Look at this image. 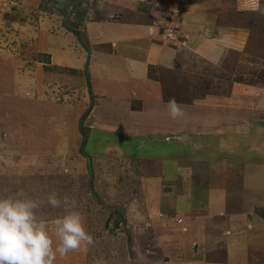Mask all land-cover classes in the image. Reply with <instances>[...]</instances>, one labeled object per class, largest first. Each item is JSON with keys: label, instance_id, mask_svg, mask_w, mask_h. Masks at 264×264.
<instances>
[{"label": "rangeland", "instance_id": "374dc122", "mask_svg": "<svg viewBox=\"0 0 264 264\" xmlns=\"http://www.w3.org/2000/svg\"><path fill=\"white\" fill-rule=\"evenodd\" d=\"M114 2L116 0H0V117L4 125L13 126L12 137L16 138V144L14 141L10 144L11 140L0 131V138H6L5 141L0 139V166L6 171L2 173L0 167V198L24 189L31 198L42 202L38 215L48 222L50 230L52 222L65 213L62 209L53 210L45 203L48 195L55 192L61 198L67 195L76 200V210L84 216L85 228L94 237L95 244L87 251L69 252L64 258L58 257L55 264H94L101 259L105 264H176L182 259L170 245H173L172 236L178 235L173 228H178L181 220L173 219L177 209L168 208L166 201L173 204L169 199L175 196L177 183L190 196L186 183L191 191L195 183L202 184L198 177L204 169L196 165V172L192 169L195 175L192 171L191 174L187 172L181 182L177 173L183 170L180 174H186L184 163L176 171L166 167L172 175L166 169L157 176L159 160L146 154H153L154 149L159 148L172 160L176 155L173 158L166 146V135H130L136 127L134 113L152 100L151 93L156 86L183 84L180 90L172 93L183 106H191L198 95L204 93L198 100L211 98L205 104L212 105L221 97L228 106L231 118L217 123L221 125L214 135H224L232 129L248 131L254 137L257 127L264 121V101H260L262 98L258 94L259 88L264 86V64L261 63L264 45L252 51L222 54L223 60L211 65L187 54V45L179 44L178 36L174 38L172 30L166 32L160 44H167L172 49L168 57L166 52L160 51V56L167 59H144L146 49H134L126 41L114 39L112 46L126 53V61L120 67H112L124 77L120 84L114 87L105 84L106 88L98 91L97 71H89V67L93 60L98 62L97 51L107 52L101 48V41L108 37L107 28L83 24L106 14L113 19H124L121 11L111 14V9H115ZM63 23L79 29L86 37L87 48L75 40L74 34L63 27ZM163 25L167 26L166 23ZM157 67L176 71L175 77L173 73L160 74ZM140 70L147 73L149 82H137V77H133L136 73L144 80L145 76L138 73ZM148 73L154 79H150ZM160 78L166 79L165 82ZM187 85L191 89L186 90ZM195 85L196 90L192 91ZM238 85L246 89L236 88L232 92V87ZM237 99L241 102L237 103ZM105 103H115L118 109L104 107ZM191 108L184 111L183 119L188 121L192 117L190 120L195 126L198 117L209 116L212 111ZM159 115L165 119L162 110ZM81 119L87 136L83 151L88 154V160L79 155L82 137L78 123ZM23 126L29 130H21ZM193 128L189 127L188 132H194ZM141 132L143 134L144 130ZM207 132L211 131L208 129ZM189 136V133L187 139L183 136L181 142L187 147L195 143L188 140ZM169 138L173 142L172 137ZM232 141L224 144L230 147ZM248 146L246 144V148ZM246 157L244 159L248 161L252 158ZM233 163L238 164L239 160H233ZM143 172L144 176H156L158 182L164 177L173 182L162 183L161 189L158 184L144 186ZM173 172H177L176 177ZM211 173L215 176L210 180H215L216 176V180L220 179L215 169L212 168ZM157 192L160 198L156 197ZM171 213L174 217L170 219ZM222 259L218 253L211 262H222ZM257 259L249 257L242 260V264ZM259 259L262 262L264 256Z\"/></svg>", "mask_w": 264, "mask_h": 264}, {"label": "crops", "instance_id": "0c3cea01", "mask_svg": "<svg viewBox=\"0 0 264 264\" xmlns=\"http://www.w3.org/2000/svg\"><path fill=\"white\" fill-rule=\"evenodd\" d=\"M257 2L264 7V0H116L113 3L115 9H111V14L121 11L125 15L124 19H113L114 17L110 16L112 21H88L83 24L85 27L99 25V28H107L108 37L101 41L103 44L101 48L107 52H98L95 48L97 51L95 57H98V62L93 60V63H90L92 69L89 67V71H97L98 91H100L99 88H106V85L114 87L120 84L124 77L112 67H120L126 61V53H121L112 46L111 42L114 39L118 42L126 41L134 49H146L145 51L148 52L144 59L152 60L151 58H163L160 56L161 50L166 52L167 57L172 52L167 44L160 46L161 39L164 40L166 37V32L172 30L175 34H173L174 38L178 36V43L187 45V54L191 53L211 65L219 60L222 61V54L252 51L259 46L262 47L264 45V15L253 10ZM181 33L183 35H180ZM97 35L98 32L94 36L97 37ZM171 47L176 48L174 44H171ZM112 55L115 56L112 57ZM138 73L145 77L143 80L135 73L133 77H137V82H149L146 77L147 73L142 70ZM240 87L239 85L232 87V92L236 88L240 91L246 89V87L243 88L244 86L240 85ZM155 88L151 93L152 100L144 104L140 111L134 113L135 120L133 121L136 127L133 126L134 131L130 135L133 137L136 135L140 137L166 135L164 139L167 142L166 146L173 154V158L176 155V159L172 160L167 154H162L159 148H155L153 154H146L158 158L157 176L172 167L176 171L181 166L180 164L184 163L186 174H183L182 167L179 171L182 170L183 175L180 174L181 172H173V177H176L177 173L181 182L182 177L187 176V172L191 174L190 171H192L195 175L196 165L204 169L198 177L202 179L198 180L203 181L202 184L195 183L192 191L184 180L190 196L185 193L184 187L177 183V188L175 186L174 189H178L176 191L178 193L174 192L175 196L168 198L173 204L166 201L168 208L177 209L175 217L171 213L168 218L174 217L175 220H181L176 226L178 228H173L178 235L172 236L173 245H170V249L179 254L182 259L176 264L184 261L188 264H242V260L249 257L258 259L257 261H245L249 262L246 264H264V259L262 262L259 259L264 256V153L259 154L261 150H264V121L262 120L261 125L257 127L258 131L255 132L254 137L248 131L241 129L240 132L231 129L224 135H214L213 133L221 125L217 123L231 118V111L226 108L228 106L221 97H217L219 100L212 105L205 104L206 101L212 100L211 98L196 100L191 106L182 105L183 111L191 107H194L196 111L197 109L204 111L212 109L209 116L198 117L195 126L190 120L192 117H189L188 121L183 117L171 119L166 108L167 102L162 100L161 88L159 86ZM259 89L258 94L262 98L260 101H264V86ZM233 98L235 102V97ZM236 102L241 101L237 99ZM104 105V107L118 109L115 103L110 104L111 106L107 103ZM221 105L224 106L220 107ZM161 110L165 119L160 118ZM1 119L2 117H0V131H3L11 140L10 144L13 143L12 141L16 144V138L12 137L13 126L4 125ZM189 125L194 127V132H188L189 127L192 128ZM23 128L21 130L25 132L29 130L26 126ZM208 129L211 132H207ZM142 130H144L143 134H141ZM188 133L190 134L188 140L195 141L189 147L181 143L183 136L187 139ZM169 136L172 137L173 142ZM0 139L5 141L6 138L1 137ZM229 140L233 141L231 146L227 147L224 143ZM246 144L250 147L246 148ZM246 156H251V160H245ZM261 157L263 160L260 159ZM233 160H239V163L234 164ZM0 167L2 173L6 172L2 166ZM212 168L215 169L216 175H220V179L216 180L218 177L216 176L215 180H210L215 176L211 173ZM167 173L172 175L171 170ZM144 177L146 178L142 181L144 186L158 184L159 189L162 183L173 182L165 180V177L161 182L156 181V176ZM159 192L156 197L160 198ZM145 207L147 208L146 205ZM179 209L180 212H178ZM166 229L168 231V228ZM186 235L189 236H187L188 239ZM175 241L179 245H176ZM218 253H221L223 257L222 262H211ZM258 254H261L260 257Z\"/></svg>", "mask_w": 264, "mask_h": 264}, {"label": "clouds", "instance_id": "9594fccd", "mask_svg": "<svg viewBox=\"0 0 264 264\" xmlns=\"http://www.w3.org/2000/svg\"><path fill=\"white\" fill-rule=\"evenodd\" d=\"M253 10L264 15V7L258 2ZM166 108L173 120L184 116L183 106L174 98ZM41 203L22 188L0 198V264H55L58 257L94 246V237L86 230L75 199L67 195L61 198L55 192L48 195L45 203L65 213L52 222L51 230L38 215ZM94 264L105 262L101 259Z\"/></svg>", "mask_w": 264, "mask_h": 264}, {"label": "trees", "instance_id": "16d2710c", "mask_svg": "<svg viewBox=\"0 0 264 264\" xmlns=\"http://www.w3.org/2000/svg\"><path fill=\"white\" fill-rule=\"evenodd\" d=\"M110 17V14L108 15V14H106L105 15V17H100V18H97V19H94V21L95 22H107V21H112L113 19H110L109 18ZM113 18V17H112ZM119 20V19H118ZM116 21V20H115ZM63 27H65V28H67V30L69 31V32H71L72 34H74V37H75V40H77V41H79V43L81 44V46H83V47H85V48H87V40H86V37H84V35L82 34V33H80L79 32V29H76V27H69V26H66V24L65 23H63ZM252 46V45H251ZM262 46V45H261ZM261 48V47H260ZM261 63L262 64H264V59L261 61ZM211 66V65H210ZM149 68H153V67H151V66H149ZM155 68V67H154ZM157 69L158 70H161V69H159L158 67H157ZM149 73H150V71H148ZM148 73V77L150 78V79H154V78H152L151 77V75ZM164 74V73H173L172 74V76H174L175 77V75H174V73H176V71H166V70H161V72H160V74ZM174 77H171L170 79L172 80V81H174ZM161 80H162V82H165V80L166 79H164V78H160ZM157 81H159V79L157 80ZM177 81V80H176ZM160 82V81H159ZM229 83H231V82H229ZM174 85H175V83H174ZM256 85V84H255ZM180 86H183V84H181ZM179 85H177V86H164L163 84H161V93H162V99H163V101L164 102H166V101H169L170 99H172V98H174L175 100H179V99H176V97H175V95H172V93H174L175 91H177V89H181V87H180ZM231 86V85H230ZM185 87V86H184ZM195 87H197L196 85L195 86H193V89L194 90H192V91H195L196 90V88ZM171 88V89H170ZM186 90H188V89H191V86H189V85H187L186 86V88H185ZM204 94H206V93H204ZM204 94H200V95H198V97H197V99H195V100H198V99H202V97L204 96ZM185 102H186V99H185ZM189 102V101H188ZM182 103H184V102H182ZM91 104H92V102H91ZM90 108V107H89ZM89 108H88V110L86 111V113H85V115L84 116H82L81 118L82 119H84V117L86 116V114L88 113V111H89ZM82 119L79 121V123H78V131H79V133H80V135H81V137H82V141H81V148H80V150H79V155L80 156H82L83 158H85L86 160H88L89 159V156H88V154L86 153V152H84L83 151V148H84V146H85V144H86V142H87V136H86V132L85 131H83V127H82V123H81V121H82ZM121 218H122V216H121ZM121 218H119V217H117V220H121ZM121 222H123L122 220H121Z\"/></svg>", "mask_w": 264, "mask_h": 264}, {"label": "water", "instance_id": "95a60500", "mask_svg": "<svg viewBox=\"0 0 264 264\" xmlns=\"http://www.w3.org/2000/svg\"><path fill=\"white\" fill-rule=\"evenodd\" d=\"M116 226H117V223H116Z\"/></svg>", "mask_w": 264, "mask_h": 264}]
</instances>
